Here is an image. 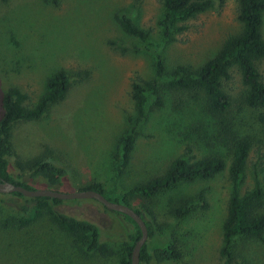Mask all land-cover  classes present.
I'll use <instances>...</instances> for the list:
<instances>
[{
  "label": "rangeland",
  "instance_id": "374dc122",
  "mask_svg": "<svg viewBox=\"0 0 264 264\" xmlns=\"http://www.w3.org/2000/svg\"><path fill=\"white\" fill-rule=\"evenodd\" d=\"M121 16L147 31L145 42L123 31L118 22ZM161 16L160 0L0 2V117L1 98L9 87L25 94L24 105L31 107L55 72L63 71L69 80L63 98L40 121L11 126L9 172L18 173L17 164L25 167L47 161L67 174L64 186L53 191L71 192L100 184L114 198L163 175L177 157L217 156L223 169L213 177L178 182L150 199L134 196L129 200L152 227V236L143 244L145 251L173 241L178 259L159 264H264V241L235 237L230 258L219 254L230 194L233 138H245L250 144L240 193L252 187L255 176L264 188V123L258 121L264 108L243 105L239 74L233 67L228 70L229 80L221 85L231 100L223 123L206 113L201 94L168 89V79L156 78L153 72L157 56L166 70L175 66L196 69L211 59L228 35L240 31L237 0H215L210 10L177 23L169 39L162 37L158 26ZM261 35L264 39V15ZM255 67L264 85V60L255 61ZM154 79L157 93L147 90L149 107L135 127L138 135L128 164L112 181L118 140L136 117L131 83ZM156 97L160 107L153 105ZM24 198L0 193V264H120L125 258L136 228L121 214L92 199L61 201L52 207L97 227L99 251L87 254L75 236L56 227L45 209L35 218L36 207ZM47 204L45 208L52 205ZM23 205L28 208L25 214L19 209ZM179 207L187 209L182 217L174 213ZM10 218L28 223L17 228V223L8 222Z\"/></svg>",
  "mask_w": 264,
  "mask_h": 264
},
{
  "label": "trees",
  "instance_id": "16d2710c",
  "mask_svg": "<svg viewBox=\"0 0 264 264\" xmlns=\"http://www.w3.org/2000/svg\"><path fill=\"white\" fill-rule=\"evenodd\" d=\"M7 0H0L6 2ZM221 2L222 0H216ZM215 0H160L162 16L158 26L162 29V37L169 39L173 27L177 23H183L194 16L210 10ZM264 15V0H237V21L240 23V31L237 34L228 35L220 50L209 60L196 69L185 66H175L166 70L160 57H156L153 64V72L156 78L168 79L167 88L185 91L192 94H201L204 100L206 113L219 119L223 123L224 115L230 107L231 100L222 90V82L229 80V69L235 68L239 74L242 86L241 101L249 109L258 110L264 108V85L255 67V61L264 60V39L261 35L262 19ZM118 22L123 31L145 42L147 31L139 29L129 17L121 16ZM182 27L178 28L180 31ZM146 44L144 48H147ZM69 85L66 74L59 70L46 80V90L31 107L25 106L27 101L25 94L15 87H9L1 98L2 115L0 117V180L6 181L27 190L34 189H61L67 180L65 170L47 161L29 163L27 166L17 164L18 173H10L13 151L9 145V133L11 126L20 122H38L46 114L48 108L60 101ZM157 93L156 80L150 83L133 81L131 83L130 97L136 114L134 125L118 140L117 153L112 158L111 180H117L123 169L127 166L130 154L137 138L136 125L145 118L149 107L147 90ZM155 107H160L161 102L156 97ZM258 121L264 123V116L260 115ZM220 123V124H221ZM225 131V128L222 127ZM231 165L229 168L230 194L226 206V214L221 226V248L219 254L225 259L230 258V247L235 237H244L259 242L264 241V188L260 185L256 176L251 188L239 191L241 176L250 150V144L245 138L235 137L231 145ZM190 149L185 150L189 155ZM223 169V162L217 156H208L193 159L183 155L173 159L159 177L149 180L144 185H136L129 190L109 198L107 191L100 184L87 187L83 190H93L101 193L107 200L124 204L130 207L143 220L147 230V237L152 236V227L148 220L143 219L141 212L129 205V200L137 196L150 199L157 194L174 187L178 182H193L206 180L218 174ZM114 187L110 190L113 192ZM9 195L23 198L19 193ZM36 207L35 218L45 214L62 232L75 236L84 253L93 254L99 251L100 233L97 227L86 220L77 219L55 211L52 207L58 205L61 200L36 197L24 198ZM47 203L52 204L45 208ZM23 214L28 212L26 206H19ZM185 207L175 210L177 217L186 214ZM116 213V212H115ZM119 214V213H118ZM122 215V214H121ZM126 220L134 223L126 216ZM12 225L17 223V228L26 226L28 222L21 219H9ZM7 222H4V226ZM135 226V225H134ZM126 250V256L120 264H130V252L139 238V230ZM178 251L173 241H168L161 248L152 249L149 253L142 245L139 251V261L145 263L175 262L178 259Z\"/></svg>",
  "mask_w": 264,
  "mask_h": 264
},
{
  "label": "water",
  "instance_id": "95a60500",
  "mask_svg": "<svg viewBox=\"0 0 264 264\" xmlns=\"http://www.w3.org/2000/svg\"><path fill=\"white\" fill-rule=\"evenodd\" d=\"M0 193H19L25 198L45 197L61 201L67 200H94L103 208L128 217L139 230V238L135 241L130 252V264H139V251L147 238V230L143 220L130 207L107 200L101 193L93 190H77L71 192H58L50 189L27 190L20 186L13 185L0 180Z\"/></svg>",
  "mask_w": 264,
  "mask_h": 264
}]
</instances>
